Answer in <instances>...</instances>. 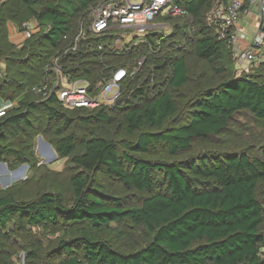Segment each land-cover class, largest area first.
<instances>
[{
    "label": "trees",
    "instance_id": "16d2710c",
    "mask_svg": "<svg viewBox=\"0 0 264 264\" xmlns=\"http://www.w3.org/2000/svg\"><path fill=\"white\" fill-rule=\"evenodd\" d=\"M97 1L0 0V99L16 103L0 118V163L35 162L30 144L15 148L10 137L36 125L51 135L56 154L80 170L70 179L71 205L50 192L29 201L0 197V241L11 227H59L67 234L75 228L56 248L58 264H264V146L255 157L193 152L224 133L238 113L264 121V82L224 77L232 73L231 51L207 25L214 4L227 0H174L185 15L166 20L173 32L151 57L152 82L135 79L111 110L38 101L31 89L48 59ZM29 19L40 30L12 43L10 27ZM191 58L221 77L218 84L199 88L206 76L194 77ZM95 177L144 197L130 204L108 195ZM133 235H140L135 242ZM112 242L136 250L124 253ZM6 253L0 248V264H9Z\"/></svg>",
    "mask_w": 264,
    "mask_h": 264
},
{
    "label": "built area",
    "instance_id": "2783aa9c",
    "mask_svg": "<svg viewBox=\"0 0 264 264\" xmlns=\"http://www.w3.org/2000/svg\"><path fill=\"white\" fill-rule=\"evenodd\" d=\"M252 12L259 17V24L247 44L237 24ZM184 15L174 0H99L91 4L77 18L74 30L62 36L32 93L40 102L54 100L67 110H111L135 79L142 77L143 82H152L151 57L173 32L166 20ZM207 25L219 39L227 41L234 65L264 61V0L216 2L207 15ZM10 28V35L22 36L15 44L40 30L35 19L25 21L19 29ZM148 71L150 74H146ZM15 105L3 101L0 118Z\"/></svg>",
    "mask_w": 264,
    "mask_h": 264
},
{
    "label": "rangeland",
    "instance_id": "374dc122",
    "mask_svg": "<svg viewBox=\"0 0 264 264\" xmlns=\"http://www.w3.org/2000/svg\"><path fill=\"white\" fill-rule=\"evenodd\" d=\"M10 28V33H11ZM22 40L17 33L10 35V41L15 44ZM249 38L244 42L249 43ZM191 57V55L189 56ZM188 57V58H189ZM194 77L204 74V81L198 82L199 88L211 87L221 80L214 75L204 64L189 59ZM253 76L256 80L264 82V66L251 64L238 67L233 65L232 73L226 70L224 77L230 76ZM43 128L35 127L29 133L14 131L10 140L15 148H21L30 144L31 153L35 162L12 165L11 162H2L0 166V197L11 196L15 201H29L44 192H50L61 196L64 203L71 205L73 201L70 179L80 170L70 164L67 159L60 158L51 144L50 134H42ZM49 145L51 148H49ZM264 146V121L258 120L248 112L236 114L229 122L227 129L221 135L195 145L193 152L200 149L212 152H239L245 151L250 157L259 155L261 147ZM96 183L100 184L108 195L124 198L126 202L139 205L144 195L135 191L127 190L119 182L107 178L95 177ZM260 200L264 204V186L260 189ZM112 228L130 231L127 224H111ZM75 228H68L67 234L59 227L48 228L45 226L27 227L25 229L11 227L8 234L0 241L9 264H58L61 256L56 248L60 241L68 240ZM140 235H133L134 242ZM73 237V236H72ZM133 241H130V243ZM114 249L124 253L135 251L136 248H127L113 243ZM33 251L36 258L27 255ZM58 257V258H57Z\"/></svg>",
    "mask_w": 264,
    "mask_h": 264
},
{
    "label": "crops",
    "instance_id": "0c3cea01",
    "mask_svg": "<svg viewBox=\"0 0 264 264\" xmlns=\"http://www.w3.org/2000/svg\"><path fill=\"white\" fill-rule=\"evenodd\" d=\"M259 17L256 12L250 13L248 16H242L237 24L238 30L240 34L243 36V39L252 37L255 35V32L258 28ZM3 101L0 99V105H2Z\"/></svg>",
    "mask_w": 264,
    "mask_h": 264
},
{
    "label": "water",
    "instance_id": "95a60500",
    "mask_svg": "<svg viewBox=\"0 0 264 264\" xmlns=\"http://www.w3.org/2000/svg\"><path fill=\"white\" fill-rule=\"evenodd\" d=\"M49 148H51L49 145H47ZM0 166H3V164L2 163H0Z\"/></svg>",
    "mask_w": 264,
    "mask_h": 264
}]
</instances>
